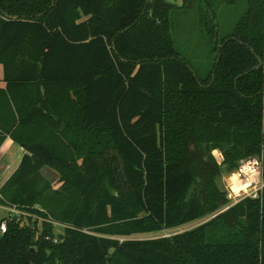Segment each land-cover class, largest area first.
<instances>
[{
	"label": "trees",
	"instance_id": "16d2710c",
	"mask_svg": "<svg viewBox=\"0 0 264 264\" xmlns=\"http://www.w3.org/2000/svg\"><path fill=\"white\" fill-rule=\"evenodd\" d=\"M173 11L203 54L176 45ZM258 57L264 0H0V145L26 149L0 204L48 217L31 205L43 167L89 195L59 233L29 214L0 218V264H264V189L219 212L215 180L261 155L264 177ZM167 92L185 96L171 118Z\"/></svg>",
	"mask_w": 264,
	"mask_h": 264
},
{
	"label": "rangeland",
	"instance_id": "374dc122",
	"mask_svg": "<svg viewBox=\"0 0 264 264\" xmlns=\"http://www.w3.org/2000/svg\"><path fill=\"white\" fill-rule=\"evenodd\" d=\"M172 3H175L177 5L182 4V0H168ZM228 15V14H227ZM171 23L175 28L176 31V37L178 38L176 45L177 46H182L183 48H187L186 51L187 53L193 52H198L199 54H203V51L205 50L203 43L198 42V37L194 36L193 40L188 41L186 36H193V35H187L188 28L186 29L185 25L186 23L182 20V13L180 11L177 12H172L171 13ZM189 19V17H188ZM223 19L219 18L220 23L222 22ZM189 46V47H188ZM201 52V53H200ZM178 93V92H177ZM185 95V94H184ZM178 96V98H177ZM173 95L170 92H167L166 96V115L168 118H171V115H169L170 111L172 109H176V113H179V111H183L185 109V106H183V101L184 97L180 94ZM175 100L179 102V104L176 107L174 106ZM173 107V108H172ZM186 110V109H185ZM187 112H185L186 114ZM188 115V114H187ZM43 137L42 135H40ZM13 142H8L0 145V190L1 188L5 185V182L14 174V172L17 171L19 163L21 161V158L23 154L26 152L25 147L22 146L23 150L22 153H20V150L18 152V146H15L16 144H12ZM21 147V145H20ZM212 155L215 158L216 162L221 165L223 161V156L222 153L219 149H214L212 151ZM243 164V161L240 160L238 162V167L240 168L241 165ZM116 166V165H114ZM226 165L222 164L221 165V172L216 176V184L220 190L223 191L227 202L225 203L223 210L228 209L229 207L235 205H231L233 202L230 200L227 195H228V187H227V181H228V175L230 172L225 170ZM237 167V168H238ZM116 168H114L115 170ZM118 176V175H117ZM33 186L35 187V191L40 194V202L41 206L39 203L31 204L32 206L36 208H40L44 211H47L49 213V216L46 218H43L40 215L36 214H30V212L27 210L26 207L28 206H17V215H31L32 218L37 221V226L41 224V220L46 219L50 222L53 223L54 231L55 233H59L63 231V227L66 225L67 221H65V213L67 209L73 208V209H78L80 206L84 203L87 204V200L89 199V195L87 194L86 198L83 195H80L76 193L71 187L69 186H64L62 183L59 181V176L56 174L52 169L48 167H43L39 174L35 177ZM93 189H95L93 187ZM109 191H111L115 196H119L120 194V189L116 187H110L108 188ZM85 198V200H84ZM241 201V200H240ZM30 205V206H31ZM8 204H0V218L2 216L5 217L6 214H8V210H3ZM221 212V209L219 210ZM218 212V213H219ZM217 214V213H216ZM216 214H211L206 217H203L199 220L196 221H190L186 222L184 224H181L177 227L170 228V229H162L160 232H152V233H147L143 235H134V237H140V238H160V237H171L176 234L192 230L198 226H201L202 224L206 223L207 221L211 220ZM143 213H140L139 216H142ZM221 232H219L216 229H213L210 231L209 235L210 238L212 237H217L220 235Z\"/></svg>",
	"mask_w": 264,
	"mask_h": 264
},
{
	"label": "built area",
	"instance_id": "2783aa9c",
	"mask_svg": "<svg viewBox=\"0 0 264 264\" xmlns=\"http://www.w3.org/2000/svg\"><path fill=\"white\" fill-rule=\"evenodd\" d=\"M242 161L241 167L231 171L228 175L227 197L233 201L231 205L246 197L259 198L262 196L264 189V177L261 165L262 155ZM6 209L8 210L7 217L17 216L18 212L15 204H8ZM6 227V221H0V235L6 232Z\"/></svg>",
	"mask_w": 264,
	"mask_h": 264
},
{
	"label": "crops",
	"instance_id": "0c3cea01",
	"mask_svg": "<svg viewBox=\"0 0 264 264\" xmlns=\"http://www.w3.org/2000/svg\"><path fill=\"white\" fill-rule=\"evenodd\" d=\"M8 140H10V142H13L12 144H16L15 146H18L17 148H18V152H19V150H20V153H22V150H23V148H22V146L20 147V144L19 143H17L16 141H14L13 139H11L9 136H7L5 139H4V143H6V142H8ZM1 207H3V210L5 211V210H7L6 209V207L4 208V206H1ZM7 216V214L5 215V217ZM4 217V216H3ZM1 218H2V216H1Z\"/></svg>",
	"mask_w": 264,
	"mask_h": 264
},
{
	"label": "water",
	"instance_id": "95a60500",
	"mask_svg": "<svg viewBox=\"0 0 264 264\" xmlns=\"http://www.w3.org/2000/svg\"><path fill=\"white\" fill-rule=\"evenodd\" d=\"M126 29H127V28L123 29L122 32H124ZM216 29H217V28H216ZM257 59H258V63H257V65H256L255 67H253V68H260V67H262V66L264 65V59H262V58H260V57H258ZM239 76H241V75H239ZM222 210H223V208H221V211H222Z\"/></svg>",
	"mask_w": 264,
	"mask_h": 264
}]
</instances>
